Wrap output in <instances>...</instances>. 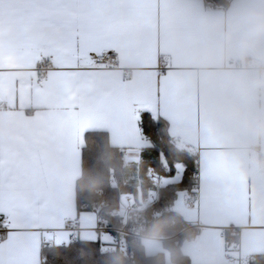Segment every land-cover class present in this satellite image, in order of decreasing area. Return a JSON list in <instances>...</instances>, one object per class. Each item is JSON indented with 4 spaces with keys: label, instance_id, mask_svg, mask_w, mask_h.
Segmentation results:
<instances>
[{
    "label": "crops",
    "instance_id": "obj_1",
    "mask_svg": "<svg viewBox=\"0 0 264 264\" xmlns=\"http://www.w3.org/2000/svg\"><path fill=\"white\" fill-rule=\"evenodd\" d=\"M31 5L32 0H0V99L24 105L25 126L68 174L64 209L70 221L79 220V231L70 241L124 247L122 237L97 228L93 211L77 208L84 137L89 131L106 132L112 146L125 150V163L135 168L138 180L141 161L154 155L152 143L119 114L108 122L77 126L68 113L77 100L96 108L104 94L131 85L154 102L160 93L164 106L154 116L167 122L173 140L181 137L198 157L199 209L186 211L179 203L175 207L189 228L198 230L195 238L182 243L183 255L191 264H247L252 257L264 256V135L247 128L244 121L247 115H264V84L253 79H264V49L243 53L236 44L228 51L216 48L221 39L217 21L223 31H235L237 14L264 8V0H231L226 10L209 9L204 0H120L115 6L120 17L119 48L108 52L117 56V62L104 67L94 88L86 81L50 79L52 66L47 80L37 83L39 56L29 33L47 34L50 29L30 22ZM57 38H66V33H57ZM207 49L215 50L211 57L205 55ZM228 59L240 66L226 67ZM158 61L160 66L164 61L171 66L170 79L157 80ZM252 62L258 65L251 67ZM127 72L132 73L129 81L124 80ZM233 110L242 115L233 118ZM223 154L231 163L220 168L217 162ZM233 228L239 247L229 262L227 240L220 233L228 229L234 234ZM24 239L31 249L39 243V234L28 231ZM141 244L148 256L164 253L169 262L163 239L148 237Z\"/></svg>",
    "mask_w": 264,
    "mask_h": 264
},
{
    "label": "snow or ice",
    "instance_id": "obj_2",
    "mask_svg": "<svg viewBox=\"0 0 264 264\" xmlns=\"http://www.w3.org/2000/svg\"><path fill=\"white\" fill-rule=\"evenodd\" d=\"M119 2L32 0L30 22L36 26L46 24L50 31L47 34L32 31L29 41L39 56L36 62L47 60L52 64L50 79L86 81L94 88L105 67L98 58L119 48L120 17L115 11ZM59 32H65L66 38L58 39ZM155 67L158 81L172 77L167 63L161 68L158 61ZM163 106L164 99L159 92L154 102L129 85L104 94L96 108L86 107L77 100L70 106L68 118L73 124L84 126L108 122L119 114L143 132L145 115L158 124L159 118L154 112ZM26 121L22 103L5 104L0 99V264H47L46 247H66L71 242L73 225L64 209L68 174L36 134L25 126ZM164 163L166 158L161 162L162 167ZM230 163L223 154L217 166L225 168ZM187 167L184 161H177L166 171L183 177ZM28 231L39 234V243L31 249L24 239Z\"/></svg>",
    "mask_w": 264,
    "mask_h": 264
},
{
    "label": "trees",
    "instance_id": "obj_3",
    "mask_svg": "<svg viewBox=\"0 0 264 264\" xmlns=\"http://www.w3.org/2000/svg\"><path fill=\"white\" fill-rule=\"evenodd\" d=\"M230 1L204 0V3L209 9L226 10ZM143 128V137L152 143L154 155L140 163L139 188L135 168L128 167L125 163V150L112 146L106 132L89 131L85 134L82 171L76 182L77 208L79 211L98 208L99 213L109 220L111 226L118 227L122 224L121 220L113 218L110 210L102 207L103 203H108L111 210L118 209L122 198L131 196L136 204L140 201L148 204L150 194L154 190L148 180L149 171H154L158 181L162 178L170 179L173 176L172 173H167V167L177 161H184L188 165L186 173L178 182L160 186L158 200L146 212L149 216L147 235L164 240V249L170 255L169 262L164 253L148 256L140 241L122 237L123 251H112L99 242L78 238L73 239L66 247H46L44 255L47 257V264H191L188 257L181 252V245L195 238L198 230L189 228L175 207L178 202L182 205V193H198V184L193 181L198 169V157L189 149H182L175 144L165 120L159 118V123L156 124L145 115ZM165 158L166 163L162 167L161 162L165 161ZM112 173L115 175V185L110 184ZM139 189L141 197L138 195ZM152 214H156V217L153 218ZM236 239V234L227 233V247ZM254 263L264 264V256H256Z\"/></svg>",
    "mask_w": 264,
    "mask_h": 264
},
{
    "label": "built area",
    "instance_id": "obj_4",
    "mask_svg": "<svg viewBox=\"0 0 264 264\" xmlns=\"http://www.w3.org/2000/svg\"><path fill=\"white\" fill-rule=\"evenodd\" d=\"M99 63L101 65H104L106 67H110L116 64L117 62V56L112 53L106 52L102 57L98 58ZM165 63L167 61H164L161 64V68L164 67ZM168 64V63H167ZM258 65L257 62L250 63L251 67H256ZM52 64H50L47 60L43 62H39L36 67L37 71V83L42 84L44 83L48 78V72L51 68ZM225 66L228 68H237L239 67V63L234 59H228L225 62ZM132 78V73L127 72L124 75V80L129 81ZM175 144L185 149L187 148L185 142L181 137H176L174 140ZM148 180L153 188H157L159 181L154 173L153 170H150L148 173ZM193 181L198 184L199 182V173H195L193 176ZM116 179L115 175L112 173L110 176V184L115 185ZM139 197H141V191L139 193ZM158 200V196L155 197L152 193L149 197V203H144L141 201L140 204H136V202L133 200L131 196H125L122 198L120 207L118 209H109L110 206L108 203H103V208L105 210H110V215L113 218L120 219L121 225L118 227L111 226L109 220L102 214L99 213L98 208H93V212L96 215V222H97V228L103 232H114L120 237H131L134 238L140 242L148 238L147 231L149 228V216L147 215L148 208L156 203ZM181 204L184 210L186 211H197L199 209V200L197 195H191L188 192H184L181 195ZM152 217L155 218L156 214H152ZM73 225L72 233H77L79 231V220L78 218H74L70 221ZM234 234L238 236L237 229H231ZM228 229H223L220 233V236L224 239H226ZM239 247V241L238 239L234 240L229 246L228 251L229 255L227 257V260L229 262H232V257L230 254L232 252H236ZM112 251L121 250L123 251V248H119L117 245H114L109 248ZM254 258L252 257L247 264H256L254 263ZM237 264H242V262H239Z\"/></svg>",
    "mask_w": 264,
    "mask_h": 264
},
{
    "label": "clouds",
    "instance_id": "obj_5",
    "mask_svg": "<svg viewBox=\"0 0 264 264\" xmlns=\"http://www.w3.org/2000/svg\"><path fill=\"white\" fill-rule=\"evenodd\" d=\"M235 31H223L222 22L217 21V29L221 33V39L216 48L228 51L233 44L239 46L243 53L264 49V8H252L242 10L237 14ZM214 49H207L205 55L211 57ZM257 84H264V79L253 78ZM242 113L233 110V118H239ZM245 126L259 135H264V115H247L244 117Z\"/></svg>",
    "mask_w": 264,
    "mask_h": 264
},
{
    "label": "rangeland",
    "instance_id": "obj_6",
    "mask_svg": "<svg viewBox=\"0 0 264 264\" xmlns=\"http://www.w3.org/2000/svg\"><path fill=\"white\" fill-rule=\"evenodd\" d=\"M180 167V166H179ZM178 167V168H179ZM181 172H182V169H181ZM181 179V174H177V175H175V176H173L172 178H170V179H160L159 180V184H158V187L157 188H154V190L152 191V194L155 196V197H157L158 196V190H159V187L160 186H163V185H165V184H167V183H170V182H178L179 180ZM136 182L138 183V177H137V179H136ZM181 195V193L179 194V196ZM179 203V202H178Z\"/></svg>",
    "mask_w": 264,
    "mask_h": 264
}]
</instances>
